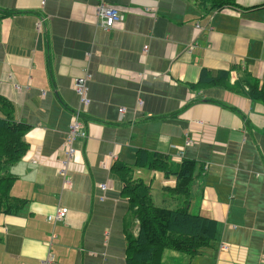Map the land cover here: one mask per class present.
Returning a JSON list of instances; mask_svg holds the SVG:
<instances>
[{"label":"crops","instance_id":"0c3cea01","mask_svg":"<svg viewBox=\"0 0 264 264\" xmlns=\"http://www.w3.org/2000/svg\"><path fill=\"white\" fill-rule=\"evenodd\" d=\"M98 1L0 0V94L30 125L8 169L26 201L0 215V264H126L138 218L113 163L131 166L155 204L185 205L174 175L136 163L139 149L172 166L196 159L186 206L216 221L210 244L166 248L164 264H264V100L248 94L255 79L264 88V0H102L123 14L110 28ZM203 68L225 82L197 83ZM86 70L83 105L72 81ZM77 108L86 136L66 185ZM58 205L65 215L48 219Z\"/></svg>","mask_w":264,"mask_h":264},{"label":"trees","instance_id":"16d2710c","mask_svg":"<svg viewBox=\"0 0 264 264\" xmlns=\"http://www.w3.org/2000/svg\"><path fill=\"white\" fill-rule=\"evenodd\" d=\"M225 2L219 0L217 4ZM222 74L225 72L212 75L203 68L197 83H223ZM248 94L252 98L264 100V88L258 86L256 79L253 83L248 82ZM13 110V103L0 94V215L18 212L26 201V198L11 194L15 175L8 169L26 152L28 142L24 135L30 125L15 120ZM136 163L161 169L165 175H174L175 183L171 190L185 197V205L171 208L155 204L149 185L133 178L131 166L113 163V170L123 181L121 192L128 196L130 208L138 218L137 233L133 235L128 232L126 264H164L162 252L166 248L195 254L210 244L216 237V221L200 213H192L186 206L189 186L199 168L198 161L184 157L177 166H172L166 155L139 149ZM163 188L167 189L168 185Z\"/></svg>","mask_w":264,"mask_h":264},{"label":"built area","instance_id":"2783aa9c","mask_svg":"<svg viewBox=\"0 0 264 264\" xmlns=\"http://www.w3.org/2000/svg\"><path fill=\"white\" fill-rule=\"evenodd\" d=\"M96 13L99 18V24L103 28H110L115 22L122 20L123 14L114 6L106 4L104 1L100 0L96 4ZM90 79V73L86 70L81 75L74 77L72 81L73 89L79 96L81 104L86 105L90 101V98L87 94L88 91V81ZM80 108H77L74 112L73 120L71 121L69 130L67 131V140H68V149L67 157L63 160V164L60 168V172L64 177V183L67 185L70 181L67 172V160L71 158L72 152L74 151L73 141L77 136H86V132L82 127V124L79 120ZM99 187L104 189L107 185L104 182L98 183ZM67 211L65 205H58L55 208L53 214L48 215V219L56 220L61 219ZM52 257H47L44 260V264L50 262Z\"/></svg>","mask_w":264,"mask_h":264},{"label":"water","instance_id":"95a60500","mask_svg":"<svg viewBox=\"0 0 264 264\" xmlns=\"http://www.w3.org/2000/svg\"><path fill=\"white\" fill-rule=\"evenodd\" d=\"M196 1H200V0H196Z\"/></svg>","mask_w":264,"mask_h":264}]
</instances>
